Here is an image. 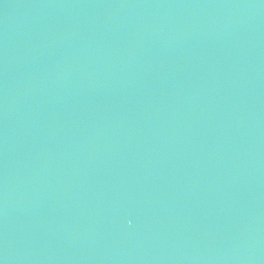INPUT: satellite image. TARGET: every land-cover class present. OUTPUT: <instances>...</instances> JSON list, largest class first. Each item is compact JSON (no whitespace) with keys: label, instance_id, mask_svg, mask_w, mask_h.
Returning <instances> with one entry per match:
<instances>
[{"label":"water","instance_id":"95a60500","mask_svg":"<svg viewBox=\"0 0 264 264\" xmlns=\"http://www.w3.org/2000/svg\"><path fill=\"white\" fill-rule=\"evenodd\" d=\"M0 264H264V0H0Z\"/></svg>","mask_w":264,"mask_h":264}]
</instances>
